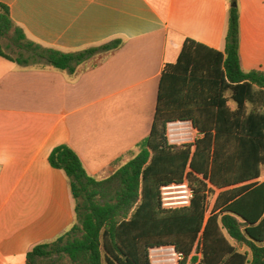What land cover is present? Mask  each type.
I'll return each mask as SVG.
<instances>
[{
  "label": "crops",
  "instance_id": "obj_1",
  "mask_svg": "<svg viewBox=\"0 0 264 264\" xmlns=\"http://www.w3.org/2000/svg\"><path fill=\"white\" fill-rule=\"evenodd\" d=\"M26 40L77 53L114 40L73 74L0 57V264H25L35 245L74 223L63 172L48 156L65 144L102 180L132 159L149 135L166 64L191 39L224 50L230 0H0ZM242 71L264 72V0H237ZM170 144L200 136L172 123ZM259 182L264 181V167Z\"/></svg>",
  "mask_w": 264,
  "mask_h": 264
},
{
  "label": "trees",
  "instance_id": "obj_2",
  "mask_svg": "<svg viewBox=\"0 0 264 264\" xmlns=\"http://www.w3.org/2000/svg\"><path fill=\"white\" fill-rule=\"evenodd\" d=\"M230 3L223 52L186 39L176 62L164 66L150 133L132 159L97 180L67 145L50 152V167L67 179L74 223L33 246L25 264H151V251L166 247L184 257L179 264H264V72L240 67L237 0ZM5 39L27 55L12 58L0 44L1 58L70 74L122 45L70 54L42 48L0 3ZM186 122L200 137L170 144L168 125ZM172 185H186V206H163L161 189Z\"/></svg>",
  "mask_w": 264,
  "mask_h": 264
},
{
  "label": "rangeland",
  "instance_id": "obj_3",
  "mask_svg": "<svg viewBox=\"0 0 264 264\" xmlns=\"http://www.w3.org/2000/svg\"><path fill=\"white\" fill-rule=\"evenodd\" d=\"M0 44L2 45L3 47V51L5 54L9 55L10 57L12 58H17L19 56V53L22 52V54L24 56H26L27 54H25L24 51H20L18 50L13 44H11V42L7 39L5 40H1L0 41ZM170 133L167 132V136H168V139L171 140L173 139L172 137H170L169 135ZM182 185L179 186H176V187H179V188H175V189H172L170 190L169 192H171L172 194L168 197L172 198L170 201L168 202H165L167 204H172V207H169V208H176V207H183V206H186L184 203L185 201V197H188L189 196V191L187 189V187H181ZM161 198L163 199L164 196L162 195V191H161ZM190 197H188V200L187 202L189 201ZM162 203L164 204V201L162 200ZM168 208V207H167ZM234 246H236L235 243H232ZM172 252L171 251H165V252H158V253H152L151 254V264H175V261H174V257L172 256L171 254ZM154 260H159L160 262L158 263H153Z\"/></svg>",
  "mask_w": 264,
  "mask_h": 264
},
{
  "label": "built area",
  "instance_id": "obj_4",
  "mask_svg": "<svg viewBox=\"0 0 264 264\" xmlns=\"http://www.w3.org/2000/svg\"><path fill=\"white\" fill-rule=\"evenodd\" d=\"M180 187V186H179ZM179 187H176L175 185H172V186H169V187H164V188H162L161 189V191H162V195L164 196V198L162 199L163 201H164V204H163V206L165 207V208H169V207H172V204H167V203H165V202H168V201H170L172 198H170V197H168V196H170L172 193L171 192H169L170 190H172V189H175V188H179ZM181 187H186V185H182ZM189 191V190H188ZM190 193V192H189ZM188 197H191V195L189 194V196ZM188 197H185V201L184 202H182V203H184L185 205L188 203L187 202V200H188ZM171 251L172 253V256L174 257V261H175V264H179L181 261H183L184 260V257L181 255V254H179V253H177L172 247H166V248H158V249H154V250H152L151 251V254L152 253H158V252H165V251ZM158 262H160L159 260H154L153 261V263H158Z\"/></svg>",
  "mask_w": 264,
  "mask_h": 264
},
{
  "label": "water",
  "instance_id": "obj_5",
  "mask_svg": "<svg viewBox=\"0 0 264 264\" xmlns=\"http://www.w3.org/2000/svg\"><path fill=\"white\" fill-rule=\"evenodd\" d=\"M232 6H235L234 4H232Z\"/></svg>",
  "mask_w": 264,
  "mask_h": 264
}]
</instances>
